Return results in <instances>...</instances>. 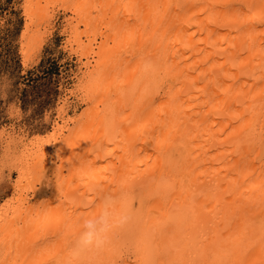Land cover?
<instances>
[{
    "label": "bare ground",
    "instance_id": "1",
    "mask_svg": "<svg viewBox=\"0 0 264 264\" xmlns=\"http://www.w3.org/2000/svg\"><path fill=\"white\" fill-rule=\"evenodd\" d=\"M24 2L37 55L72 14L86 110L63 100L31 142L2 131L19 178L0 264H264V0Z\"/></svg>",
    "mask_w": 264,
    "mask_h": 264
},
{
    "label": "rangeland",
    "instance_id": "2",
    "mask_svg": "<svg viewBox=\"0 0 264 264\" xmlns=\"http://www.w3.org/2000/svg\"><path fill=\"white\" fill-rule=\"evenodd\" d=\"M24 1L0 0V208L13 200L15 195L12 185L19 178V172L17 168L14 169L13 163L7 165L5 161L2 162L6 143L3 141L5 137L2 136V131H6V136L14 134L16 138L31 142L36 137L43 138L50 134L56 121L61 122L58 109L64 105V101H67L66 118L79 117L86 110L80 93L78 95L75 89L81 73V61L76 54L79 46L77 42H69L71 34H62L65 18L72 14L68 11L65 16L64 11L57 9L54 24L50 25L46 33L38 34L37 39L44 43L39 55L33 50L35 45L31 44L30 48L25 45L34 55L33 61L29 62L31 64L25 65L26 49L22 46V40L27 31L28 15ZM81 35V39L87 43L85 34ZM10 162L16 160L12 161L11 158ZM54 166L56 165L52 164L42 174L50 182L48 188L55 186ZM44 179L41 183L38 182L40 185L37 184V188L44 187L47 183ZM32 180L35 181V178L31 176L24 181V189L32 201L39 204L43 198H47L48 193L39 194L37 191L35 196L31 190Z\"/></svg>",
    "mask_w": 264,
    "mask_h": 264
},
{
    "label": "clouds",
    "instance_id": "3",
    "mask_svg": "<svg viewBox=\"0 0 264 264\" xmlns=\"http://www.w3.org/2000/svg\"><path fill=\"white\" fill-rule=\"evenodd\" d=\"M88 227L91 229L93 226L91 224L88 225ZM91 237L92 233L89 232L86 234L85 238L82 241L77 242V246H80L81 244L87 245L91 243Z\"/></svg>",
    "mask_w": 264,
    "mask_h": 264
}]
</instances>
